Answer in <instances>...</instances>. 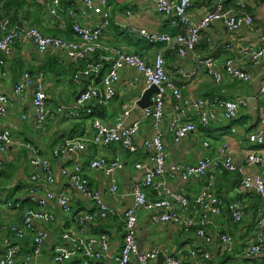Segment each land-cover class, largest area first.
I'll use <instances>...</instances> for the list:
<instances>
[{"label": "built area", "instance_id": "1", "mask_svg": "<svg viewBox=\"0 0 264 264\" xmlns=\"http://www.w3.org/2000/svg\"><path fill=\"white\" fill-rule=\"evenodd\" d=\"M44 5L54 18L55 27L63 25V8L60 0H27ZM247 0H214L211 9L196 21H192L188 14L191 0H154L157 12L167 18L172 26H185L184 32L168 34L150 31L139 27L129 30L140 39L150 44L164 43L166 48L174 50L178 55L185 56L194 51L200 41L201 32L213 23L220 22L228 31H238L241 28L254 30V19L245 11ZM230 2V5H227ZM3 0H0V6ZM81 12L91 13L100 17L97 23H82L75 16L74 11L67 10L72 18V32L75 39H65L56 35H45L33 25L15 26L8 16H0V68L1 74L6 75L9 57L15 42H31L41 53L62 54L66 60L77 65L73 73L74 82L88 79L86 87L78 93L72 104L50 106L45 88V75L42 71H23L14 83L13 92L22 96L24 91L31 92V109L37 130L43 133L45 123L66 115L77 118L82 114H91L94 105H106L115 95V84L119 80V70L128 66L142 74L146 88L154 85L157 91L151 97L152 105L142 109L144 118L150 120L153 134L144 140V146L151 150L149 161L152 164L136 163V168L145 170L141 182L135 183L131 190V204L122 213L123 235L116 264H149L157 261L163 254V264H218V259L229 256L228 261L239 264L236 257H260L264 254V212L259 210L255 232L252 240L247 241L238 250L236 238L229 231L216 230V219L228 218L233 224L239 223L243 216V207L237 202H229L224 206L221 196L216 191L217 179L223 172H240L241 187L250 193L264 199V153L251 150L245 157V164L257 166L256 174H247L243 168H237L233 160V150L222 144L214 155L205 154L194 163H167V154L162 136L161 123L164 116L166 101L169 100L172 120L168 123V131L174 143L181 142L190 133L197 130L196 124L187 120L189 114H195L201 126H208L219 118L233 121L238 116L241 107L248 105L250 96L237 98H223L214 94L210 98H185L181 96L170 74L165 70V59L159 51L151 61H146L141 55L121 48L102 46L100 40L103 32L108 28L110 16L109 0H81ZM126 27V26H124ZM231 48L232 45L226 44ZM100 51V53L98 52ZM242 58L249 59L254 66H262L264 70V24L260 27V45H246L240 48ZM207 73L212 76L215 84H220L223 75L241 82H248L251 75L233 58H226L222 64L223 73L219 70L213 57L198 60ZM104 64L108 68L101 74L99 83L96 80ZM177 73H184L179 68ZM258 95L264 100V80L261 82ZM8 96L0 91V117L7 116ZM130 110H123L112 124L103 122L99 117L91 116L93 133L88 140L72 138L57 143L53 148L54 155L65 158L74 152H83L86 142L93 145L108 146L119 143L122 147L134 153L137 150L133 139L140 128V120L126 123ZM22 119L26 115L21 116ZM250 142L264 143V128L255 130L248 135ZM203 147L209 143L203 141ZM8 145L27 148L31 166L35 171L29 176L31 185L27 189L28 199L33 207L27 208L22 215L21 224L5 226L9 236L4 239V247L0 250V264H43L40 255L47 240V232L36 225L50 219L46 207L56 202L63 215L71 212L74 216L68 196L63 191H52L50 186L55 183V172L48 157L40 154L34 146L26 141L15 138L8 130L0 131V152ZM88 167L103 173L109 178L108 190L115 194L118 191L116 173L121 170L123 162L118 155L112 159H95ZM2 164L0 162V171ZM60 175L67 179L82 196L94 205L92 212H80L76 219L81 226H89L97 220L105 219L117 213L116 208L107 205L100 193L91 188L84 171L77 161L72 166L62 167ZM191 177L205 179V183L190 200L185 194L169 188V179ZM149 189L154 199H149L145 193ZM22 203L12 201L5 193L0 192V215L5 210H18ZM151 211L150 220L153 223L174 224L183 232H192L195 243L186 247L172 248L162 252L157 247L139 250L136 237L138 233L136 210ZM30 232L32 240L25 245V236ZM28 246V247H27ZM109 250V237L106 234L84 238L72 228L63 229L59 233V241L51 247L54 263H62L79 257V264H102V259ZM258 261V260H257ZM246 264H264V259Z\"/></svg>", "mask_w": 264, "mask_h": 264}, {"label": "crops", "instance_id": "2", "mask_svg": "<svg viewBox=\"0 0 264 264\" xmlns=\"http://www.w3.org/2000/svg\"><path fill=\"white\" fill-rule=\"evenodd\" d=\"M74 1V7L69 8L74 11L75 16L73 18L82 23L99 22L100 17L97 15L82 14L81 0ZM191 2L188 14L192 21L198 20L214 5V0H191ZM31 3L24 10L22 17H19L16 22L11 21L13 25L19 27L33 25L45 35H56L65 39L70 38L72 33V37L75 39L71 27V17L69 19L67 14H63V25L61 28H55L56 22L47 8L42 4L40 7L34 5L33 2ZM109 4V17L112 24H109L103 32L100 40L102 46L138 53L146 61H151L161 51L165 59V70L170 74L182 97L210 98L214 94H219L228 99L244 96L252 98L248 105L239 109L238 116L233 122L224 120L221 111H219V118L214 123L201 126L195 114L190 113L187 120L195 123L197 130L177 144L172 141L167 128L168 123L173 118L170 103L167 100L161 123L167 163L169 165L174 162L192 164L202 155L216 154L220 145L227 144L233 150V160L237 168H243L250 175L256 174L258 167L245 164V157L251 150L264 153V143L250 142L247 138L249 133L264 128V100L258 95L260 84L264 80V70L262 66H254L249 59L242 58L240 48L251 44L260 45V27L264 24V0L246 1L245 11L254 19V30L241 28L238 31H228L220 22H215L201 32L200 41L194 51L185 56H180L174 50L166 48L164 43L150 44L147 42V44L135 41V39L140 38L129 30L132 27L172 35L177 32H184L186 29L182 25L172 26L166 17L157 12L154 0H109ZM227 5H230V2H227ZM122 33L130 35L133 40L122 39ZM226 44L232 45V47L227 49ZM98 52L100 53V51ZM48 54L39 53L31 42H15L7 58L6 75L1 74L0 68V91L9 98L7 116L0 117V131L8 130L13 137L31 143L40 154L49 158L56 175L55 183L50 186V190L65 192L74 212V216L63 215L56 202H51L46 207V213L51 216L50 219L44 222H36L37 226L47 232V240L43 246L40 260L43 264H56L52 260L51 247L59 241V233L63 229L72 228L84 238L106 234L109 237V250L103 257L102 264H116L115 256L120 250L123 235L122 213L131 204L133 184L141 182L145 175V170L136 168L135 164L152 165L149 161L151 150L144 146V140L153 134V130L150 120L144 118L142 108L136 105L138 97L147 88L142 74L133 68L123 66L119 70V80L115 84L114 97L108 104L104 105V113L95 115L103 122L112 124L123 110H130L125 122L140 120L139 131L133 139L137 147L136 152L126 151L119 143L97 146L85 141L87 146L83 152H74L65 158L58 157L53 153V148L57 143L72 138L88 140L93 133L92 117L88 116L90 119H87L86 114H82L81 118L80 116L79 118H71L60 115L48 120L45 123L44 132L40 133L33 118L30 90L24 91L22 96H16L13 92L14 83L23 71L34 70L35 67L43 65L49 55H52L58 62H62L61 65L63 66L61 68L55 67L54 72L47 70V74H44L48 103L53 107L73 103L78 93L86 87L89 81L86 78L81 79L80 82L73 80L74 70L81 62L79 64L70 62L60 53L57 55ZM204 57H213L222 73L224 60L228 57L233 58L251 75V78L248 82H241L223 75L221 83L217 85L212 76L198 62ZM108 66V64H104L101 74L106 72ZM179 68L184 73H177ZM23 114L26 115L25 119L21 117ZM203 141L209 143L207 148L203 147ZM30 155L31 153L27 148L14 145H8L3 152H0L1 170L9 163L14 166L12 177L6 180V184L3 185L4 187L0 192L5 193L12 201L18 200L22 203L18 210H5L4 208L2 210L0 216V250L4 247V239L9 236L5 226L21 224L23 212L27 208L33 207L27 195V189L31 185L29 176L35 171L30 163ZM116 155L120 157L124 167L116 173L118 191L112 194L108 190L109 178L97 170L90 169L88 164L95 159L109 160ZM76 161L81 165L90 187L100 193L107 205L116 208L117 213L115 215L97 220L85 227L78 223L76 215L80 212L94 211V205L71 187L67 179L60 175L62 167L72 166ZM240 180L241 174L236 171L233 173V179H222L219 176L216 186L218 185L219 189L223 191L221 193L224 198L228 199H225L228 201H226L227 203L237 202L243 207L244 216L242 220L233 224L230 219L219 217L215 222L216 230H226L233 234L239 251H241V246L252 240L254 236L258 211L264 212V199L257 198L254 194L244 190L240 185ZM204 183L205 179L199 177H191L186 180L175 178L169 179L167 186L182 192L192 200ZM144 191L149 199H154V194L149 189ZM256 201L258 202L257 206L255 205ZM226 202L223 201L225 207ZM20 209L22 210L20 211ZM151 213V211L143 209L136 210L138 225L136 241L139 250L157 247L162 252H166L172 248L186 247L195 243L192 232H183L179 226L174 224L151 222ZM31 240L32 234L28 232L25 236V245H29ZM76 258L79 259V257ZM77 259L72 258L59 264H79ZM236 259L239 264L252 263L263 260L264 254L260 257L250 258H241L238 255Z\"/></svg>", "mask_w": 264, "mask_h": 264}, {"label": "trees", "instance_id": "3", "mask_svg": "<svg viewBox=\"0 0 264 264\" xmlns=\"http://www.w3.org/2000/svg\"><path fill=\"white\" fill-rule=\"evenodd\" d=\"M74 3H75L74 0H60V4L63 8L62 15L67 14V10L69 8H73L74 7L73 5H75ZM31 4L32 3L27 1V0H3V4L0 6V16H8L12 22H16V20H18L19 17L23 16L24 10L26 9V7H29ZM33 4L41 7V4L38 2H33ZM67 16L70 19V16L68 14H67ZM108 20H109V24H112L110 17L108 18ZM68 39H73L72 33H71L70 38H68ZM61 63L58 62L52 55L51 56L49 55V57L45 60L43 65L35 67L34 70H32V71H42L46 75L47 70L49 72H54L56 70L55 67L61 68L63 66V65H61ZM100 78H101V73L98 75V78L96 80L97 83H99ZM102 112L104 113V105H94L92 107V113L88 114V115L86 114L85 117H88V116L91 117L93 115H96V114L102 113ZM81 117H82V115H80V118ZM230 122H233V121H230ZM12 170H14V166L12 165V163H9L6 166H4V168L0 171V190H2V188L4 187L3 185L6 184V180H8L12 177ZM233 173L234 172H226L225 171L221 174V178L222 179H231V178L233 179ZM216 191L222 197L224 202H226L228 200L227 198L223 197V194H222L223 191L219 189L218 185L216 186ZM256 197L259 198L258 196H256ZM225 199H227V200L225 201ZM255 205L256 206L258 205L257 201H256ZM21 210L22 209H20V211ZM20 211H18V212H20ZM256 211H257V207H256ZM0 223H1V221H0ZM74 259H77V258L75 257ZM228 259H229V256L223 255L218 259L219 260L218 264H225L226 262H228ZM77 260L79 262V259H77ZM57 264H59V263H57ZM208 264H212V263H208Z\"/></svg>", "mask_w": 264, "mask_h": 264}, {"label": "water", "instance_id": "4", "mask_svg": "<svg viewBox=\"0 0 264 264\" xmlns=\"http://www.w3.org/2000/svg\"><path fill=\"white\" fill-rule=\"evenodd\" d=\"M156 91H157V87L154 85L145 89L142 92V94L138 97L136 105L142 109L144 107L152 105V100H151L150 96ZM163 260H164V256L162 253H160L155 264H163Z\"/></svg>", "mask_w": 264, "mask_h": 264}, {"label": "rangeland", "instance_id": "5", "mask_svg": "<svg viewBox=\"0 0 264 264\" xmlns=\"http://www.w3.org/2000/svg\"><path fill=\"white\" fill-rule=\"evenodd\" d=\"M121 38L124 39V40H130V41L133 40L130 35H126L124 33H122ZM135 41H137L138 43H147L145 40L143 41V39L142 40L141 39H138V40L135 39ZM87 119H90V118L88 117ZM69 216H71V212L68 214V217ZM258 217H259V213H258ZM225 264H233V262L232 261H228Z\"/></svg>", "mask_w": 264, "mask_h": 264}]
</instances>
